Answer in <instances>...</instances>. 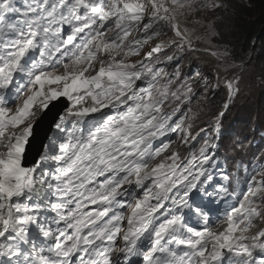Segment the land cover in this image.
<instances>
[{"label": "snow or ice", "instance_id": "obj_1", "mask_svg": "<svg viewBox=\"0 0 264 264\" xmlns=\"http://www.w3.org/2000/svg\"><path fill=\"white\" fill-rule=\"evenodd\" d=\"M239 6L0 0V264H264V130L221 131L264 87Z\"/></svg>", "mask_w": 264, "mask_h": 264}, {"label": "clouds", "instance_id": "obj_2", "mask_svg": "<svg viewBox=\"0 0 264 264\" xmlns=\"http://www.w3.org/2000/svg\"><path fill=\"white\" fill-rule=\"evenodd\" d=\"M244 2L245 3H243V5H245L246 7L250 6V3L248 0H244ZM258 15H259L258 13L256 12L254 13V16L260 17V15L259 16ZM260 30L262 29L260 28ZM254 40L255 38L250 42V46H248L245 52H247V50L250 48L253 49ZM259 44H261V47L259 48V53H258L260 55V53L262 52L261 48H263L262 40ZM245 52L242 54H235V55L238 58L243 59L245 62H247L248 58L244 56ZM195 67H204V65L196 61ZM184 68H185V72L189 70L188 63L187 65L184 66ZM253 68H255L258 74L257 66L254 63L253 65L251 64L249 65V72H251ZM193 70H195V68H193ZM245 78L247 79V75ZM225 98H226L225 93L223 91L218 90V95H216L214 98V101H215L214 105H209V107H211L212 110L214 111L215 107L221 105V103L224 101ZM263 101H264V87H259V86L254 87L250 92H245L238 100H236L233 106L231 107L230 111H228L225 114V116L229 119H232L233 122H229L225 117L223 119L222 123H226L229 126L231 125V128L239 125L237 129L238 136L241 135L240 133H243L245 134L244 136L248 137L247 141L245 140L243 141L246 147L255 148L260 144V133L262 130H264V125L262 124V120L258 118V114L264 113ZM192 106L193 107L195 106V102ZM57 110L58 109L53 110V113ZM50 117H51V114L49 115L48 118H46L45 123L41 124L42 126L41 134L38 135L37 138L32 142L31 150L35 152L37 151L39 145L36 143H38L40 140L43 139L44 133L47 131V123L50 121ZM204 118L207 119L208 116H205ZM251 119H255V120L250 122ZM238 120H241L242 124H239ZM243 125H245V127H243ZM251 129H256V132H257V134H255L256 135L255 142H253V135H250L251 133H249ZM225 131L226 129H224L222 132H225ZM221 203L222 202L218 200L214 201L210 205V207L217 209V211L220 212L221 210L218 207L221 205Z\"/></svg>", "mask_w": 264, "mask_h": 264}, {"label": "trees", "instance_id": "obj_3", "mask_svg": "<svg viewBox=\"0 0 264 264\" xmlns=\"http://www.w3.org/2000/svg\"><path fill=\"white\" fill-rule=\"evenodd\" d=\"M248 1L250 6L238 4L240 6L235 9L227 38L231 40L235 54H242L250 46V42L259 36L263 42L262 52L257 63V67H259L264 64V0ZM256 11L260 17L254 16Z\"/></svg>", "mask_w": 264, "mask_h": 264}, {"label": "rangeland", "instance_id": "obj_4", "mask_svg": "<svg viewBox=\"0 0 264 264\" xmlns=\"http://www.w3.org/2000/svg\"><path fill=\"white\" fill-rule=\"evenodd\" d=\"M236 3L237 4H243V3H245L244 2V0H236ZM256 13H258L257 11H256ZM264 15V14H263ZM261 38L258 36V37H256L255 38V40H254V45H253V49L252 48H250V49H248L247 50V52H245V57L246 58H249V57H251L252 58V63H251V65H253V63L257 66V63H258V60H259V57H260V55L258 54L259 53V48L261 47V44H259L260 42H261ZM205 59H210V58H205ZM198 62H200V61H198ZM201 63V62H200ZM202 64V63H201ZM203 65V64H202ZM261 67H264V64L263 65H261V66H259V67H257V70H258V73H259V69L261 68ZM195 107V106H194ZM225 118L229 121V122H233V120L232 119H229V118H227L226 116H225ZM258 118H260L261 120H262V124L264 125V113H262V114H258ZM255 119H251L250 120V122L251 121H254ZM238 123L239 124H242V121L241 120H238ZM243 127H245V125H243ZM223 128V127H222ZM222 128H221V130H222ZM223 131V130H222ZM249 133H251V134H253V129H251V131L249 132ZM242 136L244 135L243 133H240ZM256 134V133H255Z\"/></svg>", "mask_w": 264, "mask_h": 264}, {"label": "bare ground", "instance_id": "obj_5", "mask_svg": "<svg viewBox=\"0 0 264 264\" xmlns=\"http://www.w3.org/2000/svg\"><path fill=\"white\" fill-rule=\"evenodd\" d=\"M256 134H257V132H256ZM238 138H241V137H238Z\"/></svg>", "mask_w": 264, "mask_h": 264}]
</instances>
